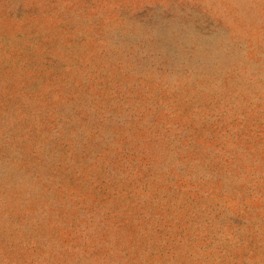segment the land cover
Instances as JSON below:
<instances>
[{
  "label": "rangeland",
  "instance_id": "rangeland-1",
  "mask_svg": "<svg viewBox=\"0 0 264 264\" xmlns=\"http://www.w3.org/2000/svg\"><path fill=\"white\" fill-rule=\"evenodd\" d=\"M0 264H264V0H0Z\"/></svg>",
  "mask_w": 264,
  "mask_h": 264
}]
</instances>
